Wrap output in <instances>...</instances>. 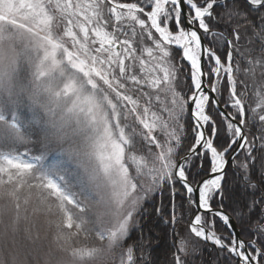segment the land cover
<instances>
[{"label":"snow or ice","instance_id":"snow-or-ice-1","mask_svg":"<svg viewBox=\"0 0 264 264\" xmlns=\"http://www.w3.org/2000/svg\"><path fill=\"white\" fill-rule=\"evenodd\" d=\"M145 202L264 264V0H0V264H151Z\"/></svg>","mask_w":264,"mask_h":264},{"label":"trees","instance_id":"trees-1","mask_svg":"<svg viewBox=\"0 0 264 264\" xmlns=\"http://www.w3.org/2000/svg\"><path fill=\"white\" fill-rule=\"evenodd\" d=\"M127 2V0H125ZM231 0H229V4ZM193 141L191 139L184 141V148L190 146ZM183 155V152H181ZM259 163V162H258ZM236 179L232 175L231 169H229V182ZM237 194H239V188L237 189ZM157 203L159 202V196L153 197ZM178 199V198H177ZM164 204H168V196L165 192ZM157 204L145 202L143 205V210H147L146 214L137 216L140 225L143 226V233L146 240V245L144 248L145 253L149 254L151 264H174V253H176V248L179 244V240H175L171 235L172 225L165 224L166 219H170V216L165 213L164 219L157 216L155 212ZM225 210L230 211L228 203H225ZM177 235L181 238H186L188 242L187 255L185 256L181 253L182 258L186 260V264H217V257L219 256V264H228V262L220 255L219 250L214 248L210 243H206L200 238H195L190 236L187 231V221H181L176 225ZM218 234H227V229L223 228L219 222L217 223ZM132 240H136L140 235V232L133 230ZM132 240L129 243H132ZM233 264L235 262L233 261Z\"/></svg>","mask_w":264,"mask_h":264},{"label":"rangeland","instance_id":"rangeland-1","mask_svg":"<svg viewBox=\"0 0 264 264\" xmlns=\"http://www.w3.org/2000/svg\"><path fill=\"white\" fill-rule=\"evenodd\" d=\"M44 217H39L38 220H37V229L39 230L40 232V236L43 238L44 237ZM51 240V234L49 233L48 236H47V239H42L40 242H39V245H43V248H42V251L40 254H37V257L35 260L32 261V264H43V252H46L47 251V243L48 241ZM61 256H63V254H60ZM64 259H67V257H63ZM97 264H108V261L107 260H101V261H98Z\"/></svg>","mask_w":264,"mask_h":264}]
</instances>
